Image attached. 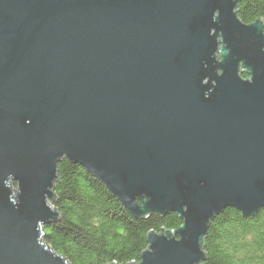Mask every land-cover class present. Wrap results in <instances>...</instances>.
Returning <instances> with one entry per match:
<instances>
[{"label": "water", "instance_id": "95a60500", "mask_svg": "<svg viewBox=\"0 0 264 264\" xmlns=\"http://www.w3.org/2000/svg\"><path fill=\"white\" fill-rule=\"evenodd\" d=\"M241 1L0 0V264H69L42 240L64 160L134 219L181 220L128 264H202L214 217L264 208V31Z\"/></svg>", "mask_w": 264, "mask_h": 264}, {"label": "trees", "instance_id": "16d2710c", "mask_svg": "<svg viewBox=\"0 0 264 264\" xmlns=\"http://www.w3.org/2000/svg\"><path fill=\"white\" fill-rule=\"evenodd\" d=\"M237 18L260 20L264 31V0L241 1ZM53 192L59 221L44 227L42 240L69 264L137 263L149 232L181 225L173 213L134 219L93 175L67 160L57 165ZM203 252L202 264H264V208L250 218L225 209L209 223Z\"/></svg>", "mask_w": 264, "mask_h": 264}, {"label": "rangeland", "instance_id": "374dc122", "mask_svg": "<svg viewBox=\"0 0 264 264\" xmlns=\"http://www.w3.org/2000/svg\"><path fill=\"white\" fill-rule=\"evenodd\" d=\"M12 188H13L14 190H16V186H12Z\"/></svg>", "mask_w": 264, "mask_h": 264}]
</instances>
